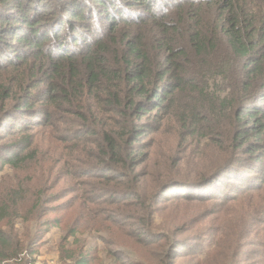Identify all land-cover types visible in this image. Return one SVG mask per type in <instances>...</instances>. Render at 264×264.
Listing matches in <instances>:
<instances>
[{"label": "trees", "instance_id": "obj_1", "mask_svg": "<svg viewBox=\"0 0 264 264\" xmlns=\"http://www.w3.org/2000/svg\"><path fill=\"white\" fill-rule=\"evenodd\" d=\"M23 1L0 0V129L7 130L4 138L0 132V170L10 167L18 179L0 197V264L36 263L38 224H61L41 211L48 200L25 198L20 180L29 163L45 162L36 141L47 131L59 142L60 172L77 185L66 204L77 203L88 219L68 227L64 242L74 237L79 244L81 228L117 230L123 242L109 241L118 249L108 251L112 264H175L194 255L191 247L201 253L203 235L185 242L172 234L181 215L157 224L169 197L227 206L225 227L231 212L241 222L219 238L213 234L212 243L227 245L235 230L238 256L259 244L264 250V12L253 6L259 4L36 0L20 7ZM16 8L25 15L12 16ZM157 144L167 156L155 177L146 166L160 158ZM151 147L153 158L146 154ZM129 242L150 258L132 260L123 249ZM70 247L61 245L60 264H97L90 252Z\"/></svg>", "mask_w": 264, "mask_h": 264}, {"label": "rangeland", "instance_id": "obj_2", "mask_svg": "<svg viewBox=\"0 0 264 264\" xmlns=\"http://www.w3.org/2000/svg\"><path fill=\"white\" fill-rule=\"evenodd\" d=\"M28 1L32 6L35 5L36 0H24L23 3L20 4V7L27 5L26 3ZM45 1L52 2V4L58 2V0ZM252 2L254 4L257 2L260 6L259 8L256 5H253L256 7V12H264V7L262 4L264 2L261 0H252ZM41 3L44 4L43 1ZM52 4L47 6L49 8L48 10H52L50 9ZM11 5L17 6V2L12 1ZM10 13H12V16L25 15L22 12H19L17 8L12 9ZM30 14L33 15V12ZM37 14L40 15L43 13L39 11ZM62 16L63 18H69L70 15L62 14ZM44 23L45 22H42V24ZM17 118H19V116L14 118L11 117L5 122L8 124V126L15 125ZM0 132L4 133L2 136L3 138L6 137V129L2 127ZM52 136L50 135V131H47L46 134L37 138L36 142L41 144V151L43 153L40 154L39 159H41V157H46L45 162L40 165H31V163H29L28 168L24 171V175H22L20 179L23 180V182H26L25 198L42 197L45 200H48L47 203L41 208V211L44 212L46 210L47 219L61 220L59 227H54L51 229H48L47 227L45 228L44 226H39L38 224L37 232L40 237V244L42 246L37 257V262L34 264H60L62 251L61 245L67 246L68 244H72V247L70 248H73V250H83L84 254L90 252L94 263L112 264L113 259L108 254V251H116L118 249L115 245H109V241L112 240L113 242L118 243L123 242V238L120 232L117 230H114V232L110 234L109 232L98 233L96 231H88L84 228H81L79 233H77L79 244L74 245V237H69L66 242L63 240L68 227L73 226V224L77 221H79L78 224H85L87 223L88 219L85 217L84 219L82 218V214L78 209L77 203L74 202L72 204H66L69 200H71V198H73L72 190H75L77 185L74 184L72 176H65L60 172V166L63 165L64 161L61 160V162L58 163V155L61 150H59L58 140ZM159 140H162V138ZM1 142H5V139H2ZM152 142L155 141H151V144ZM158 144L155 147H157L156 150L159 152L158 155L160 158L154 160L152 163H148L146 166L147 170L155 174V177L160 175L163 168L165 167L163 155L167 156V154L163 152ZM150 150L152 152H147L146 154H149L151 158H153V156L155 157L156 153L153 152L155 150L154 147H151ZM179 151L181 150H178V152ZM181 154H183V152L179 153L178 155ZM34 177L37 178V180L32 185L29 183V181ZM16 182H18V179L13 169L10 167H3L0 170V197L3 196L7 187L14 185ZM41 192H43V194H41ZM176 195L177 194L173 192L170 198L174 200ZM162 199L163 200L161 202L159 215L157 216L159 219L157 224H160L161 228L163 227L162 224L165 220H170L169 215H171L172 212H176L178 215H181V218L180 216L174 217V227L171 229V232L173 231L172 234H180L178 235L179 238H182L185 242H190L192 239L198 240V237L203 235L205 238L204 241L206 242V246L201 253H199L197 246L193 249L191 247L190 250L193 251L194 255L188 254L187 256L175 258V264H229L230 260L245 262L246 264H264V250L260 244L253 247L251 246L247 251H243L240 256L237 255L238 250L234 246L235 243L233 244L236 237L234 235L235 230L228 232L229 238L225 242L227 245L220 241H217V245L212 243V239L214 238L213 234H216L217 238H219V234L222 232V230H231L233 223L239 224V222H241V218H236L231 212V214L229 213L231 218L228 220V227H225L223 217L228 214L227 211H230V208L227 206H221L218 204L214 206L213 203L199 204L196 202H185L182 200L177 201V199L175 200L177 202L172 203L169 197H164ZM31 202L33 203L34 201L31 200ZM27 204L28 203H25V205ZM208 212H211L215 215L213 217H208L204 221V218L207 216ZM29 224L32 225V223ZM17 227L22 233L26 231V224L22 223V221L17 224ZM33 229L35 230V227ZM118 229L121 232H128L129 230L123 226L118 227ZM101 237H104L106 241L104 242ZM250 237L251 241L255 239L254 235H251ZM250 242L242 245L238 244L239 249L242 250L244 246L247 247V245H250ZM123 249L126 255L132 260L145 261L146 257L150 258L149 253L142 252L139 247H135L131 242H129L127 245H124ZM78 257L79 256L77 255V258Z\"/></svg>", "mask_w": 264, "mask_h": 264}]
</instances>
